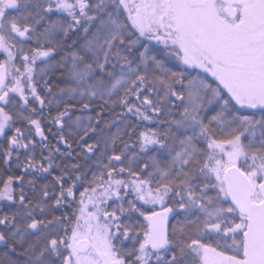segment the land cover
<instances>
[{
    "label": "snow or ice",
    "instance_id": "snow-or-ice-1",
    "mask_svg": "<svg viewBox=\"0 0 264 264\" xmlns=\"http://www.w3.org/2000/svg\"><path fill=\"white\" fill-rule=\"evenodd\" d=\"M0 264H264V0H0Z\"/></svg>",
    "mask_w": 264,
    "mask_h": 264
}]
</instances>
